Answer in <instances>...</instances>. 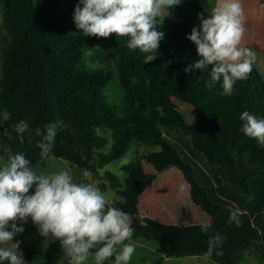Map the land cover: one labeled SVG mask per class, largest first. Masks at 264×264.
<instances>
[{
  "label": "trees",
  "instance_id": "trees-1",
  "mask_svg": "<svg viewBox=\"0 0 264 264\" xmlns=\"http://www.w3.org/2000/svg\"><path fill=\"white\" fill-rule=\"evenodd\" d=\"M0 4V131L6 133L4 148L10 153L6 160L23 153L33 168L42 165L37 130L52 125L56 135L49 159L68 161L94 175L135 146L145 161H170L189 185L192 208L167 207L177 223L209 221L207 233L200 230L177 249L165 231L139 211L140 197L157 175L146 172L140 161L122 168L123 180L106 172L109 187L119 198L113 205L140 229L132 240L141 237L158 243L163 257L155 264L184 257L239 264L253 243L264 245V146L240 132L239 119L244 111L264 118V78L259 70L253 67L246 80L236 83L234 93L225 96L222 80L211 79L212 65L184 71L199 57L169 55L145 63L119 46L123 110L118 114L103 93L113 75L103 69L89 74L80 67L84 51L107 44L109 38L68 33L77 4L67 8L58 0H38V6L34 0ZM180 104L193 109V122H187ZM20 120L30 128L23 141L14 130ZM106 188L101 186L103 192ZM232 212L239 224L230 222ZM217 233L224 238L216 249L222 254L207 257L208 240ZM20 251L27 262L41 257L39 264H60L64 258L62 248L56 256L29 247Z\"/></svg>",
  "mask_w": 264,
  "mask_h": 264
},
{
  "label": "clouds",
  "instance_id": "clouds-1",
  "mask_svg": "<svg viewBox=\"0 0 264 264\" xmlns=\"http://www.w3.org/2000/svg\"><path fill=\"white\" fill-rule=\"evenodd\" d=\"M178 4L177 0H79L73 22L84 36L128 37L127 48L151 53L165 36L157 28V17L163 22L166 9ZM197 15L199 27H193L186 38L195 45L199 59L184 71L212 65L211 79L222 80V94L230 96L236 83L248 78L257 59L255 50L242 46L246 15L241 0H217L209 15ZM155 58L147 55L145 63ZM239 119L240 132L264 146V118L244 111ZM14 130L23 141L29 124L20 120ZM37 135L42 137L37 142L41 156L49 158L55 126L38 129ZM33 185L35 192L29 194ZM184 191L181 184L179 192ZM29 217L42 237L59 240L67 264H106L110 259L112 264H130L135 253L134 244L128 242L135 232L128 213L115 207L99 187L75 182L67 170L38 174L23 153H16L0 166V264H25L21 242L14 237L24 232L22 224ZM230 222L239 224L237 213H230ZM208 227L202 225L201 231L207 233ZM223 240L218 233L210 237L205 256L221 255L216 249Z\"/></svg>",
  "mask_w": 264,
  "mask_h": 264
},
{
  "label": "crops",
  "instance_id": "crops-1",
  "mask_svg": "<svg viewBox=\"0 0 264 264\" xmlns=\"http://www.w3.org/2000/svg\"><path fill=\"white\" fill-rule=\"evenodd\" d=\"M58 1L64 8L79 3V0ZM177 2L179 4L175 7L166 9V15L168 16L165 17L163 22L161 17H157V28L158 30L163 31L165 34L164 39L160 41L158 50L151 53H144L139 49L132 50L128 48L130 52L144 61L147 55H153L156 58L169 55L187 54L192 55L193 57H198L195 45L186 37L187 35L191 34L193 27H199V19L197 14L204 13L205 15H209L211 13V9L216 6L217 0H177ZM241 3L246 15V30L244 33L242 46L255 50L257 53V59L253 64V67L259 70L264 78V0H241ZM68 33L71 35L82 33L81 30L76 28L73 18L69 20ZM108 38L109 41L107 44L96 48H90L93 50L94 54L100 55V52H102V50L107 45L111 46L114 51H116V48L119 46H125L127 48L126 44L128 37L118 38L115 34H112ZM119 61L120 59L118 57V59L115 60V63L118 65ZM185 184L184 193H180V184L176 185L172 183V181L163 182V180L159 179L157 176V180L153 186L145 191L140 197V214L144 218L152 221L155 225L163 229L169 238L170 236L166 232V229L169 226H177V228L181 229L182 231L189 227L195 226L189 224H186L187 226L179 225L167 208L169 205L174 208L184 209L185 211L192 208V204L189 201L190 187L186 182ZM106 187L107 188L105 191L108 190L107 185ZM116 199L119 198L116 196L112 200V204ZM206 224L209 226V221ZM131 226L135 228L136 225L134 222H131ZM139 230L140 229L137 228L135 231ZM191 237L193 236H189V238H187V240L184 242V245ZM135 240L131 239V241L128 242L131 243ZM256 243L251 245L250 249L245 253L239 264H264V245H260L258 242ZM161 257H163V255L160 251L159 259ZM64 259L65 257L61 259L60 264H67V261L63 262ZM210 262L211 261L205 258L184 257L166 258L162 264H210ZM106 263H108V261ZM142 264H145V262H142Z\"/></svg>",
  "mask_w": 264,
  "mask_h": 264
},
{
  "label": "rangeland",
  "instance_id": "rangeland-1",
  "mask_svg": "<svg viewBox=\"0 0 264 264\" xmlns=\"http://www.w3.org/2000/svg\"><path fill=\"white\" fill-rule=\"evenodd\" d=\"M35 6H38V0H34ZM2 13L3 7L0 4V28L2 29ZM4 36L6 33L3 31ZM101 48V47H100ZM3 49V48H2ZM0 51V81L2 79V64H3V51ZM191 56L192 55H188ZM118 55L114 49L107 45L100 55L93 53L92 49H87L83 53V57L80 61V67H82L87 73L94 74L96 71L103 69L113 75V80L107 82L104 88V96L108 106L116 109L118 114L122 113L123 110V90L120 86L118 79H120V74L118 71V65L115 63V60L118 59ZM180 108L187 120L191 123L194 119L193 109L185 104H180ZM6 133L4 130L0 131V166H3L8 162L6 160V155L10 156L8 149L4 148V137ZM43 158V157H42ZM140 161L144 165V170L146 172L155 173L159 179H162L163 182L172 181L174 184H185V180L181 172L168 160L161 161L159 163H153L150 161H145L142 158L141 151L133 146L128 153L121 159L113 162L112 164L106 166L104 169L99 170L97 175H94L90 172L82 170L77 166L70 164L68 161L55 158H43V164L38 165L34 170L38 174H47L55 171L67 170L73 177V180L77 183H93L101 190L102 185H107L108 190L103 192L106 197L112 202L116 197V193L113 189L109 187V180L106 177V172L111 173L119 177L121 180L125 178V174L122 168L129 164L130 162ZM35 185L30 189L29 194H34ZM173 194V193H172ZM175 195V193H174ZM17 226H21V222L17 221ZM159 224V223H158ZM24 228L23 233H18L14 237V241H20V249L24 247H29L36 249L42 254L49 256H56L61 250V245L59 240H54L51 237L44 238L39 234L38 226L33 224L31 218H27V223L22 224ZM202 225H195L189 227L185 230L177 228V226H169L166 229V232L169 234L172 239L173 245L175 248L180 249L184 246V242L189 238V236H194L197 232L201 230ZM138 226H135V230ZM135 246V253L130 261V264H155L159 259L160 248L157 242L147 241L144 238H138L135 241L131 242ZM257 244V243H256ZM263 245L262 243H258ZM19 249V250H20ZM24 259V258H23ZM25 261V259H24ZM67 261L66 258L63 262ZM42 262L41 257H35L30 262L25 261V264H39ZM62 262V263H63ZM112 264L110 259L108 263ZM210 264H215L211 263Z\"/></svg>",
  "mask_w": 264,
  "mask_h": 264
}]
</instances>
